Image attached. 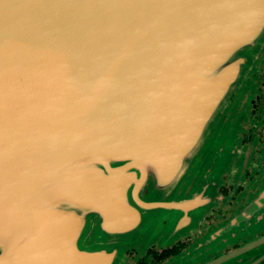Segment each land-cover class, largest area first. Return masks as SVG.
I'll use <instances>...</instances> for the list:
<instances>
[{
  "label": "water",
  "instance_id": "95a60500",
  "mask_svg": "<svg viewBox=\"0 0 264 264\" xmlns=\"http://www.w3.org/2000/svg\"><path fill=\"white\" fill-rule=\"evenodd\" d=\"M264 0H0V264H118L209 209Z\"/></svg>",
  "mask_w": 264,
  "mask_h": 264
},
{
  "label": "flooded vegetation",
  "instance_id": "af4514ba",
  "mask_svg": "<svg viewBox=\"0 0 264 264\" xmlns=\"http://www.w3.org/2000/svg\"><path fill=\"white\" fill-rule=\"evenodd\" d=\"M217 128L222 166L211 209L167 242L144 239L118 264H264V44Z\"/></svg>",
  "mask_w": 264,
  "mask_h": 264
}]
</instances>
